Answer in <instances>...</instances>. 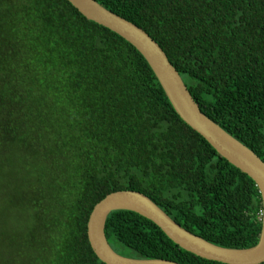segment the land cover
Returning <instances> with one entry per match:
<instances>
[{
	"label": "trees",
	"instance_id": "16d2710c",
	"mask_svg": "<svg viewBox=\"0 0 264 264\" xmlns=\"http://www.w3.org/2000/svg\"><path fill=\"white\" fill-rule=\"evenodd\" d=\"M96 1L144 29L203 113L264 161V0ZM122 190L213 244L260 240L255 181L181 119L133 45L68 0H0V264H105L88 222ZM106 234L124 256L224 264L135 212L111 213Z\"/></svg>",
	"mask_w": 264,
	"mask_h": 264
},
{
	"label": "water",
	"instance_id": "95a60500",
	"mask_svg": "<svg viewBox=\"0 0 264 264\" xmlns=\"http://www.w3.org/2000/svg\"><path fill=\"white\" fill-rule=\"evenodd\" d=\"M68 1L88 20L117 33L143 55L181 119L202 135L222 157L251 177L263 200L262 231L258 244L251 248L236 249L213 244L190 232L141 192L116 191L96 204L89 218L88 237L95 254L105 264H180L166 259L132 258L114 250L106 234L108 218L116 211H131L153 221L174 243L203 259L224 264H263L264 161L203 113L165 51L144 29L108 10L96 0Z\"/></svg>",
	"mask_w": 264,
	"mask_h": 264
},
{
	"label": "rangeland",
	"instance_id": "374dc122",
	"mask_svg": "<svg viewBox=\"0 0 264 264\" xmlns=\"http://www.w3.org/2000/svg\"><path fill=\"white\" fill-rule=\"evenodd\" d=\"M121 251H122L123 253H127V254L130 253V250H127L126 248H122ZM263 264H264V263H263Z\"/></svg>",
	"mask_w": 264,
	"mask_h": 264
},
{
	"label": "built area",
	"instance_id": "2783aa9c",
	"mask_svg": "<svg viewBox=\"0 0 264 264\" xmlns=\"http://www.w3.org/2000/svg\"><path fill=\"white\" fill-rule=\"evenodd\" d=\"M263 215V214H262Z\"/></svg>",
	"mask_w": 264,
	"mask_h": 264
}]
</instances>
